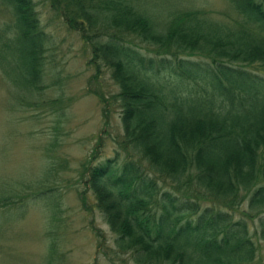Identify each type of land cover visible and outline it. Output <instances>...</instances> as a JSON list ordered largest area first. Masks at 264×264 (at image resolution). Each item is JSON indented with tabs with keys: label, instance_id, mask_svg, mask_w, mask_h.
<instances>
[{
	"label": "trees",
	"instance_id": "obj_1",
	"mask_svg": "<svg viewBox=\"0 0 264 264\" xmlns=\"http://www.w3.org/2000/svg\"><path fill=\"white\" fill-rule=\"evenodd\" d=\"M224 1L212 13L181 0H47L118 87L91 91L102 108L117 103L121 134L80 180L120 262L254 264L251 223L264 241V0ZM0 10V73L38 92L49 36L35 2Z\"/></svg>",
	"mask_w": 264,
	"mask_h": 264
},
{
	"label": "rangeland",
	"instance_id": "obj_2",
	"mask_svg": "<svg viewBox=\"0 0 264 264\" xmlns=\"http://www.w3.org/2000/svg\"><path fill=\"white\" fill-rule=\"evenodd\" d=\"M34 2L49 36L44 86L27 94L0 73V198L8 195L0 201V264H132L113 253V235L80 180L86 178L83 165L114 156L121 134L117 103L109 99L103 109L91 91L108 96L118 87L108 69L94 74L88 48L51 13L47 0ZM181 2L212 13L225 9L224 0ZM49 187L55 189L43 198ZM81 189L88 211L79 201ZM253 231L251 223L254 264H264V241Z\"/></svg>",
	"mask_w": 264,
	"mask_h": 264
},
{
	"label": "bare ground",
	"instance_id": "obj_3",
	"mask_svg": "<svg viewBox=\"0 0 264 264\" xmlns=\"http://www.w3.org/2000/svg\"><path fill=\"white\" fill-rule=\"evenodd\" d=\"M94 165V164H93ZM93 165H91V166H93ZM97 165V164H96ZM96 165H95V167H96ZM99 165V164H98ZM94 167V166H93Z\"/></svg>",
	"mask_w": 264,
	"mask_h": 264
}]
</instances>
